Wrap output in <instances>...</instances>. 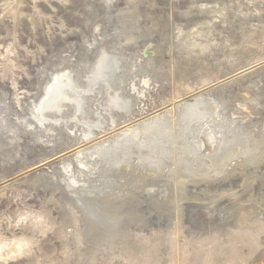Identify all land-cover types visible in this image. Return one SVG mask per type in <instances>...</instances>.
Returning a JSON list of instances; mask_svg holds the SVG:
<instances>
[{"label":"rangeland","instance_id":"obj_1","mask_svg":"<svg viewBox=\"0 0 264 264\" xmlns=\"http://www.w3.org/2000/svg\"><path fill=\"white\" fill-rule=\"evenodd\" d=\"M101 50L73 95L100 158L72 161L73 107L34 110ZM0 264H264V0H0Z\"/></svg>","mask_w":264,"mask_h":264},{"label":"bare ground","instance_id":"obj_2","mask_svg":"<svg viewBox=\"0 0 264 264\" xmlns=\"http://www.w3.org/2000/svg\"><path fill=\"white\" fill-rule=\"evenodd\" d=\"M103 48V47H102ZM102 51V50H101ZM99 51V53L101 52ZM98 53V54H99ZM115 55V54H114ZM110 54H106V52L102 51L100 53V57L97 58V63H94L95 66L93 68H91L92 70L90 71V73H88V78L89 76L91 75L92 77V80H91V86H90V82L87 83V85L85 86V88H82L79 83L77 82L76 78L74 77V79H71L72 75L71 73L68 71V70H62L61 72L60 69H63V68H60L58 75L57 72L53 74L50 82L45 86L44 88V92L43 94L41 95V99L39 100V102L37 103V106L35 107V110H34V117L39 121V124H42V123H45V121L48 120V117L50 116H58L56 118V121L55 123L58 124V125H61L62 123V119H61V114H63L64 112V109L66 106L70 105L73 107V113H72V120L75 123H83L82 126H84V131L82 133V139L83 141H86L87 143L88 142H91L92 140V143L86 145V146H83L81 149H77L76 153L72 156V161H85L87 163H96L98 162L97 159L100 158L98 156V153L95 152L93 150L94 146L97 144V140L95 139V137H90V134L95 132V130L99 129L102 127L104 121L103 119H101V117L99 118L98 115V119L94 120V121H90V120H85V118L83 119L82 117L86 116L84 115V109H82V103H81V100L80 102H78V106H76V102L74 100V97L73 95H80V92L82 93L80 96L83 95V97L85 98V96L88 94V93H91L93 91H95V89L97 88V84L101 82H105V83H110V79L112 77V75L114 74L112 71L109 73L106 72V68H105V61L106 58H110L112 56H110ZM116 56V55H115ZM114 56V58H115ZM113 58V57H112ZM113 58V59H114ZM117 58V57H116ZM110 60V59H109ZM115 61V60H114ZM96 62V61H95ZM116 62V61H115ZM118 62V61H117ZM107 64V63H106ZM116 65V64H115ZM120 65V63L118 64ZM109 68V67H108ZM115 68V67H114ZM89 72V71H88ZM113 73V74H112ZM111 74V75H110ZM116 76V74H115ZM116 78V77H115ZM55 80H56V85L53 84L55 83ZM115 80V79H114ZM86 81V80H84ZM70 82V83H69ZM73 82V83H72ZM75 82V83H74ZM87 82V81H86ZM65 83H69V85H65ZM113 83V82H112ZM111 83V84H112ZM79 87L80 89V92H75L76 91V86ZM85 84V83H84ZM102 85V84H101ZM114 85V84H112ZM67 86V88H66ZM103 86H106V85H103ZM115 86V85H114ZM113 86V87H114ZM73 87V88H72ZM111 87V86H110ZM76 88V89H75ZM52 89H54V93L52 92ZM103 89V88H102ZM108 89V88H106ZM111 90V89H110ZM116 90V89H114ZM112 91V90H111ZM107 93V91L105 92ZM104 93V94H105ZM118 93V92H117ZM111 94V93H110ZM116 97V98H115ZM106 98H108L107 94H106ZM125 98V97H124ZM120 94H113L111 96V98H109V109L111 111H114L116 109H127L128 108V100L124 99ZM209 100V101H208ZM208 100L207 99H204L203 97H199V98H196L195 100V103H191V104H188L186 106V109L185 111L187 112L188 114V118L185 119L186 121L187 120H190V118H196L198 117L197 113H196V110H199L200 109V106L202 105L203 108L206 109L207 112H211V111H214L212 109V107H214V105L211 107V104L210 105V98L208 97ZM213 102V100H211ZM108 102V101H107ZM85 105V103H84ZM105 105V104H104ZM104 107V106H103ZM105 108V107H104ZM215 109V108H214ZM106 110V109H105ZM108 110V109H107ZM86 111V109H85ZM99 111V110H98ZM184 111V112H185ZM82 112V113H81ZM185 112V113H186ZM99 113V112H98ZM102 113V112H101ZM212 113V112H211ZM83 114V116H81ZM107 114V113H106ZM101 115V114H100ZM109 115H112V114H109ZM190 115V116H189ZM194 117H193V116ZM105 116V115H104ZM186 116V114H185ZM184 116V118H186ZM214 116V114H213ZM96 117V118H97ZM81 118V119H79ZM88 118V117H87ZM104 118V117H103ZM43 121V122H42ZM209 122V121H208ZM54 123V124H55ZM115 122L113 121L112 124H114ZM228 123V122H227ZM68 124V123H67ZM43 125V124H42ZM204 125V124H203ZM76 126V125H75ZM74 126V127H75ZM81 126V127H82ZM208 126V125H207ZM229 127V126H228ZM83 128V127H82ZM201 128V127H200ZM199 128V129H200ZM208 128V127H207ZM212 128V127H211ZM219 128V127H218ZM217 128V129H218ZM210 129V128H209ZM213 129V128H212ZM74 130V129H72ZM226 130V129H225ZM93 131V132H92ZM210 131V130H209ZM207 131V132H209ZM126 132V131H124ZM222 131H218V130H215V127H214V130L211 131L207 136L209 137V140H211V142H213L214 146L212 147H218V145H220L221 142H225L224 139H222L220 137V134L218 133H221ZM224 132V131H223ZM137 133V132H136ZM191 134V133H189ZM228 134V133H227ZM187 135V134H186ZM138 136V135H137ZM190 137V136H189ZM223 138H224V134H223ZM229 138V137H228ZM95 139V141H94ZM227 139V138H226ZM228 142V141H227ZM210 143V142H209ZM106 149L108 148L107 146L105 147ZM128 155V154H127ZM193 156V155H192ZM116 161V160H115ZM77 162V163H78ZM126 163V162H125ZM75 186V185H73ZM106 190V189H105ZM116 191V190H115ZM149 258V257H148ZM205 261V260H204Z\"/></svg>","mask_w":264,"mask_h":264},{"label":"water","instance_id":"obj_3","mask_svg":"<svg viewBox=\"0 0 264 264\" xmlns=\"http://www.w3.org/2000/svg\"><path fill=\"white\" fill-rule=\"evenodd\" d=\"M70 83V82H69ZM69 83H65V85H69ZM73 83V82H72ZM56 85V80H55V83H53ZM67 88V86H66ZM115 124V123H114ZM114 124H111L112 126H115ZM111 126V127H112ZM137 129H140V128H137ZM137 129H134V130H131L129 133H126V134H123L121 137L123 138H132V137H137L138 133H136L138 130ZM93 132V131H92ZM140 133V132H139ZM95 136V132L91 133L90 134V137H94ZM96 148H94L95 150Z\"/></svg>","mask_w":264,"mask_h":264}]
</instances>
